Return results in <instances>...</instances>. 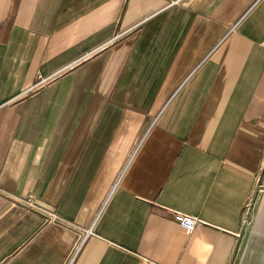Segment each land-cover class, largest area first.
Returning a JSON list of instances; mask_svg holds the SVG:
<instances>
[{
  "label": "crops",
  "instance_id": "0c3cea01",
  "mask_svg": "<svg viewBox=\"0 0 264 264\" xmlns=\"http://www.w3.org/2000/svg\"><path fill=\"white\" fill-rule=\"evenodd\" d=\"M0 264H264V0H0Z\"/></svg>",
  "mask_w": 264,
  "mask_h": 264
},
{
  "label": "built area",
  "instance_id": "2783aa9c",
  "mask_svg": "<svg viewBox=\"0 0 264 264\" xmlns=\"http://www.w3.org/2000/svg\"><path fill=\"white\" fill-rule=\"evenodd\" d=\"M68 67H70V66H68ZM68 67L64 68V70H66ZM64 70H62V71H64ZM48 79L49 78L43 79L41 81V83L46 82ZM23 202H24V204H26L29 207L36 208L35 199L32 197L27 198ZM52 217H55V215H53ZM173 222L177 226H179L183 231H185L187 233L193 232L197 227L202 226L204 224V222L199 217L185 215V214L180 213V212H176L173 215ZM246 223H248V217H246V219H245V224Z\"/></svg>",
  "mask_w": 264,
  "mask_h": 264
},
{
  "label": "rangeland",
  "instance_id": "374dc122",
  "mask_svg": "<svg viewBox=\"0 0 264 264\" xmlns=\"http://www.w3.org/2000/svg\"><path fill=\"white\" fill-rule=\"evenodd\" d=\"M64 71H65V70H64ZM251 220H252L251 217H248V223L251 222ZM246 224H247V223H246Z\"/></svg>",
  "mask_w": 264,
  "mask_h": 264
}]
</instances>
